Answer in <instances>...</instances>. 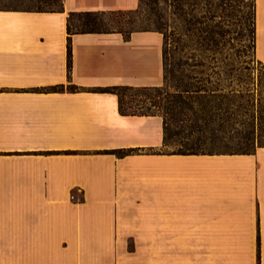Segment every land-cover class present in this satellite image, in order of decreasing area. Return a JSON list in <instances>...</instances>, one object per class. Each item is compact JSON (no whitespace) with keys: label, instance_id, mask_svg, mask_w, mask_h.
<instances>
[{"label":"crops","instance_id":"1","mask_svg":"<svg viewBox=\"0 0 264 264\" xmlns=\"http://www.w3.org/2000/svg\"><path fill=\"white\" fill-rule=\"evenodd\" d=\"M139 3L0 10V264H264V147L164 151L160 116L96 91L162 87V33L67 32L71 13ZM253 55L264 67V0Z\"/></svg>","mask_w":264,"mask_h":264},{"label":"rangeland","instance_id":"2","mask_svg":"<svg viewBox=\"0 0 264 264\" xmlns=\"http://www.w3.org/2000/svg\"><path fill=\"white\" fill-rule=\"evenodd\" d=\"M133 11L103 16L97 30H155L164 38L165 82L199 83L211 112L214 145H192L170 131L166 152H251L264 145V67L253 55V0H141ZM0 0V7L60 10L61 0ZM8 7V8H10ZM82 17L71 19L74 30ZM69 88V87H68ZM127 100L132 92H121Z\"/></svg>","mask_w":264,"mask_h":264},{"label":"trees","instance_id":"3","mask_svg":"<svg viewBox=\"0 0 264 264\" xmlns=\"http://www.w3.org/2000/svg\"><path fill=\"white\" fill-rule=\"evenodd\" d=\"M62 1V0H61ZM10 4H13V0H8ZM142 1L140 0V3ZM139 3V5H140ZM10 7V6H8ZM0 7V10H13V11H56V10H24L16 8ZM61 10V7H60ZM58 11V10H57ZM123 12L129 11H113V12H83V13H71L67 22V32L71 34H85V33H110L118 32L124 37H128L133 32H125L122 30H97V26H101V19L103 16H117L123 14ZM74 16L83 18L80 25L74 30L71 28V19ZM164 45H163V65L164 64ZM71 49L68 41L67 45V59H68V71L71 64ZM178 83L169 85L167 82L162 87L154 88H134V87H106L99 88L96 91L103 93L115 94L118 98V111L124 116H160L163 123V147L167 145L169 141L170 131H173L174 137L183 136L186 142H191L192 145H214L216 141V135L213 133L210 127L211 112L206 111L201 105L200 101L205 97L206 90L203 89L199 83ZM61 87H53V92H58ZM69 91L77 90L76 87L70 85ZM132 92L126 101L125 96L121 92ZM258 147H264L258 146ZM180 148H187V151H177V154H214V153H242L251 154V152H193V147L185 143L180 145ZM130 151H117V156H123Z\"/></svg>","mask_w":264,"mask_h":264},{"label":"built area","instance_id":"4","mask_svg":"<svg viewBox=\"0 0 264 264\" xmlns=\"http://www.w3.org/2000/svg\"><path fill=\"white\" fill-rule=\"evenodd\" d=\"M74 199H75V198H74V195H72V196H71V200H73V201H74Z\"/></svg>","mask_w":264,"mask_h":264}]
</instances>
